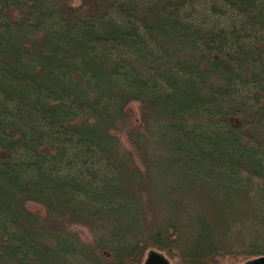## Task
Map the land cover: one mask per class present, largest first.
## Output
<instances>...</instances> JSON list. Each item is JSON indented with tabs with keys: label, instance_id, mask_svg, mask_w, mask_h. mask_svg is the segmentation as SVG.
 I'll return each mask as SVG.
<instances>
[{
	"label": "trees",
	"instance_id": "1",
	"mask_svg": "<svg viewBox=\"0 0 264 264\" xmlns=\"http://www.w3.org/2000/svg\"><path fill=\"white\" fill-rule=\"evenodd\" d=\"M153 250L264 257V0H0V264Z\"/></svg>",
	"mask_w": 264,
	"mask_h": 264
},
{
	"label": "rangeland",
	"instance_id": "2",
	"mask_svg": "<svg viewBox=\"0 0 264 264\" xmlns=\"http://www.w3.org/2000/svg\"><path fill=\"white\" fill-rule=\"evenodd\" d=\"M127 110L129 112V114L131 115V117L133 118V121H138V119H139V104L138 103H132V104H130L128 106V109ZM29 207H30V209H32L34 211H38V212L43 211V209L39 205H35V204H32V203L29 204ZM77 230L82 234V236L84 238H88L89 239L90 235H89V232H88L87 229H85L84 227H77ZM151 252H157V251L153 250V251L148 252L145 255V257H144V260H143V263L142 264H145L146 263V261H147V259H148V257H149V255H150ZM250 260H252V259H250ZM250 260H241L239 262V264H244V263H246V262H248ZM170 263L171 264H175V262L172 261V260H170ZM221 264H232V263H228V262H224L223 263L222 262Z\"/></svg>",
	"mask_w": 264,
	"mask_h": 264
},
{
	"label": "water",
	"instance_id": "3",
	"mask_svg": "<svg viewBox=\"0 0 264 264\" xmlns=\"http://www.w3.org/2000/svg\"><path fill=\"white\" fill-rule=\"evenodd\" d=\"M145 264H171L170 261L159 252H151ZM244 264H264V257L252 259Z\"/></svg>",
	"mask_w": 264,
	"mask_h": 264
}]
</instances>
